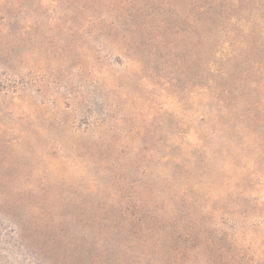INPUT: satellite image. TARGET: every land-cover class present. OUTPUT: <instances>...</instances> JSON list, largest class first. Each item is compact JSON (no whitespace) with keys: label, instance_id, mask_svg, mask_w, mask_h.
Returning <instances> with one entry per match:
<instances>
[{"label":"rangeland","instance_id":"374dc122","mask_svg":"<svg viewBox=\"0 0 264 264\" xmlns=\"http://www.w3.org/2000/svg\"><path fill=\"white\" fill-rule=\"evenodd\" d=\"M0 264H264V0H0Z\"/></svg>","mask_w":264,"mask_h":264}]
</instances>
